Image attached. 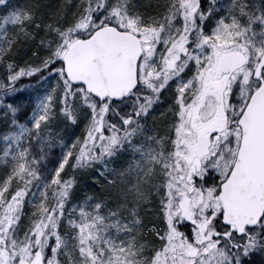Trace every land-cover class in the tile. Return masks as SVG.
Returning <instances> with one entry per match:
<instances>
[{
  "label": "snow or ice",
  "instance_id": "1",
  "mask_svg": "<svg viewBox=\"0 0 264 264\" xmlns=\"http://www.w3.org/2000/svg\"><path fill=\"white\" fill-rule=\"evenodd\" d=\"M0 264H264V0H0Z\"/></svg>",
  "mask_w": 264,
  "mask_h": 264
},
{
  "label": "rangeland",
  "instance_id": "2",
  "mask_svg": "<svg viewBox=\"0 0 264 264\" xmlns=\"http://www.w3.org/2000/svg\"><path fill=\"white\" fill-rule=\"evenodd\" d=\"M76 131H77V134H79V131H80V130H79V129H77Z\"/></svg>",
  "mask_w": 264,
  "mask_h": 264
}]
</instances>
